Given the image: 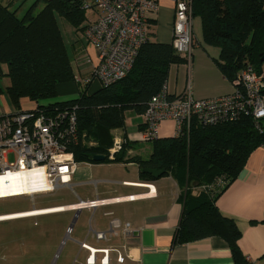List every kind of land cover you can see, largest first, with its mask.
Returning a JSON list of instances; mask_svg holds the SVG:
<instances>
[{
    "label": "trees",
    "instance_id": "obj_1",
    "mask_svg": "<svg viewBox=\"0 0 264 264\" xmlns=\"http://www.w3.org/2000/svg\"><path fill=\"white\" fill-rule=\"evenodd\" d=\"M84 2L34 0L23 11L18 0L0 1V67H7L2 75L10 80L5 89L10 104L18 112L22 100L35 103V114L73 110L77 140L66 144L76 162L96 163L95 156H103V163L136 162L143 180H154L144 173L153 169L163 170L161 177L176 181L183 211L173 246L218 237L228 244L234 264H251L239 247L242 232L236 220L225 216L216 203L250 155L264 146V120L257 122L243 115L235 122L215 126L192 120L177 136L149 141L152 152L148 159L129 158L133 145L124 138L121 150L110 160L114 131L125 127L126 112L144 115L152 97L166 91L171 66L188 60L172 44L150 39L139 49L125 78L106 86H78L59 20L81 33L87 22ZM191 10L192 18L201 21V45L219 49V57L213 61L233 86L246 66L262 70L264 0H192ZM89 76L90 72L82 77ZM69 84L76 85V98L58 101L59 87Z\"/></svg>",
    "mask_w": 264,
    "mask_h": 264
},
{
    "label": "crops",
    "instance_id": "obj_2",
    "mask_svg": "<svg viewBox=\"0 0 264 264\" xmlns=\"http://www.w3.org/2000/svg\"><path fill=\"white\" fill-rule=\"evenodd\" d=\"M0 1L9 3L11 0ZM158 5L157 13L149 20L151 41L171 44L175 0H158ZM88 13L89 11L86 12V23L96 17L95 13L91 12V15H87ZM192 31L194 46L191 59L186 64L171 66L166 84L167 93L170 96L180 95L189 87L192 97L199 100L231 94L234 89L233 84L213 61L219 57V49L201 45L199 18H192ZM67 40L66 44L76 77L87 75L91 70L90 66L81 67L77 64L78 55L86 46L81 33L74 31V37ZM91 52L94 54L93 51ZM6 72L7 67L2 65L0 67V117L16 112L5 94V89L10 84L9 78L2 75ZM260 72L264 75V67ZM58 92V97L61 98L59 101L71 100L77 96V87L75 84L61 85ZM36 107L37 104L22 100L20 110H34ZM136 116L139 118L135 132H131L132 126L127 124L125 117V127L115 130L114 135L117 140L123 141L125 138L133 145L128 152L129 158L148 159L152 147L149 141L143 139V133L146 130L144 115L136 114ZM176 135L174 121L168 120L160 125L158 138ZM73 188H79L81 193L76 194ZM61 189L73 192L75 200L64 205L0 214L5 216L37 212L35 215L0 220V223L55 214H74L64 235L54 233L52 224L44 221L35 238L21 242L20 250L12 249L10 252L8 246L11 242L9 241L7 245L6 238L0 236V264H12L11 256L15 258V256L31 255L43 258L56 257L62 253H65L66 258L70 254L74 257L71 264H86L90 252L88 249L81 248L82 244L95 250L118 251L125 257L123 264H234L228 244L218 237L183 245H172L183 211L182 202L179 200L181 189L172 177L154 178L153 181L143 180L140 178V169L136 162L79 163L72 177L71 188L63 187L58 190ZM81 202H84L85 206H80ZM93 202L95 205H89ZM216 205L225 216L236 220L242 232L239 247L247 260L251 264H264V146L250 155L238 178L218 198ZM54 209L64 210L39 213ZM113 223L119 226L114 227L116 234L106 241H97L94 238L93 232L109 234ZM34 224L38 223L34 222ZM125 224H130V227L134 229L136 233L133 236L123 234ZM76 227L77 231L74 235ZM69 228L71 232L67 234ZM66 241L70 244L68 250L66 247L69 244L64 245ZM114 251L109 254V264H118V254ZM14 254L17 255L14 256ZM102 256L97 254L96 264H101Z\"/></svg>",
    "mask_w": 264,
    "mask_h": 264
},
{
    "label": "built area",
    "instance_id": "obj_3",
    "mask_svg": "<svg viewBox=\"0 0 264 264\" xmlns=\"http://www.w3.org/2000/svg\"><path fill=\"white\" fill-rule=\"evenodd\" d=\"M191 1L175 0L171 42L176 53L188 61L194 44ZM84 7L87 12L95 13L96 17L86 23L81 32L86 46L78 55L77 62L90 66L91 70L89 77L77 76L75 84L93 85L97 81V85H110L129 74L139 49L151 39L149 20L158 11V0H85ZM243 115L257 122L264 120V75L252 65L242 69L234 81L232 93L227 96L199 100L192 97L189 87L173 97L167 91L153 96L144 114L146 130L143 139H157L161 123L168 120L176 123L179 135L192 120L215 126L235 122ZM69 140H77L73 110L54 115L35 114L33 110L18 111L0 119V177L34 171L43 176L41 184L37 183V189L14 197L33 199L36 195L53 193L59 188H71L72 177L79 163L67 149ZM121 144V140L115 139L108 153L110 160H114L116 153L121 150ZM80 206H85V203L81 202ZM114 227L119 226L113 223L109 234L93 232L94 238L106 241L116 234ZM70 232L71 228L67 234ZM135 233L130 224L123 226L124 235L133 236ZM81 248L90 252L86 264H96L97 254L103 255L101 264H109V254L114 251L95 250L85 244ZM114 252L118 254L117 263L123 264L125 257L118 251Z\"/></svg>",
    "mask_w": 264,
    "mask_h": 264
},
{
    "label": "rangeland",
    "instance_id": "obj_4",
    "mask_svg": "<svg viewBox=\"0 0 264 264\" xmlns=\"http://www.w3.org/2000/svg\"><path fill=\"white\" fill-rule=\"evenodd\" d=\"M34 0H18V5L23 3V11L27 9ZM16 4V5H17ZM22 11V13H23ZM93 13V12H92ZM91 11L87 15L92 14ZM60 28L65 36V42L68 43L67 38L72 39L74 37V29L73 27L64 21L63 19L59 20ZM73 29V30H72ZM264 67V66H263ZM97 81H94L96 84ZM93 84V85H94ZM57 100H61L60 97ZM138 118L136 114L132 111L126 112V119L127 124H131L132 126L131 132H135V126L138 124ZM165 122V121H164ZM161 123L162 125L164 124ZM174 125V123H172ZM12 156L10 157V161H12ZM73 191L76 194L81 193L79 188H73ZM75 200V195L73 192L67 189H61L56 191L55 193L51 194H43V195H36L33 199L29 197H16L11 199H3L0 200V214L12 213V212H20V211H28L33 208H46L58 205H64L71 203ZM73 213H64V214H55L50 216H45L42 218L36 219H23V220H16V221H8V222H1L0 223V236H4L6 238V243L11 242V245L8 246L9 251L11 252L12 249L20 250L21 249V242L35 238L36 235L39 233V229H41L42 222L47 221L52 224L54 233H59L60 235H64L66 232V228L70 225L71 219L73 218ZM70 219V221H69ZM34 222L38 223L37 225ZM69 222V223H68ZM39 225V226H38ZM77 227L75 229L76 234ZM73 235V236H74ZM9 239V240H8ZM69 244V241H66L65 244ZM14 244V245H13ZM70 244L67 245L66 249L68 250ZM17 254H14V256ZM13 259L12 264H71L74 260V257L68 255L66 258L65 253L62 255L54 256V257H34L31 255H23V256H11Z\"/></svg>",
    "mask_w": 264,
    "mask_h": 264
},
{
    "label": "bare ground",
    "instance_id": "obj_5",
    "mask_svg": "<svg viewBox=\"0 0 264 264\" xmlns=\"http://www.w3.org/2000/svg\"><path fill=\"white\" fill-rule=\"evenodd\" d=\"M43 176L40 172L34 171L27 174L13 176L6 175L0 177V198H8L18 196L24 192H32L38 188L37 183L42 182ZM43 211L39 213H44ZM37 214L36 211H31L22 214H11L0 216V220L14 219L18 217L30 216Z\"/></svg>",
    "mask_w": 264,
    "mask_h": 264
},
{
    "label": "water",
    "instance_id": "obj_6",
    "mask_svg": "<svg viewBox=\"0 0 264 264\" xmlns=\"http://www.w3.org/2000/svg\"><path fill=\"white\" fill-rule=\"evenodd\" d=\"M262 61L264 62V58L262 59ZM93 161L96 162V163H101V162L105 161V158L103 156H95L93 158ZM144 173H148L153 178L157 179V178H160L163 175L164 171L163 170L146 169V170H144ZM74 221H75V219H74ZM72 226L73 225H71V227Z\"/></svg>",
    "mask_w": 264,
    "mask_h": 264
}]
</instances>
